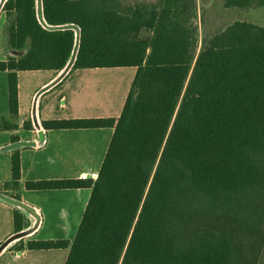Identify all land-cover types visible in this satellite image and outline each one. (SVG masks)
I'll use <instances>...</instances> for the list:
<instances>
[{"label":"trees","instance_id":"obj_1","mask_svg":"<svg viewBox=\"0 0 264 264\" xmlns=\"http://www.w3.org/2000/svg\"><path fill=\"white\" fill-rule=\"evenodd\" d=\"M227 8L264 0H223ZM6 0L10 114L19 70L136 67L119 117L43 120L48 129L114 127L98 176L28 181L92 189L65 264H259L264 248V24L199 37L197 0ZM75 25V28L58 26ZM4 124L7 120L4 117ZM27 129L32 128L25 121ZM20 153L12 155L18 186ZM16 233L25 216L14 211ZM1 245V244H0Z\"/></svg>","mask_w":264,"mask_h":264},{"label":"crops","instance_id":"obj_2","mask_svg":"<svg viewBox=\"0 0 264 264\" xmlns=\"http://www.w3.org/2000/svg\"><path fill=\"white\" fill-rule=\"evenodd\" d=\"M4 31L7 41L0 43L3 46L0 60L21 55L22 52L9 48L5 27ZM121 69L19 70L16 115L10 114L8 71H0V264H42V255L46 257L44 254L61 251H66L68 256L69 247L29 249L27 242L38 239L72 242L92 189H29L26 183L47 179H95L114 127L48 129L42 121L119 117L128 94L121 103H116L115 99L107 103L100 101V89L102 81L119 82L122 77L117 76L116 70ZM135 73L136 67L132 80ZM30 116L32 128L27 129L24 123ZM4 117L7 118L5 124ZM16 151L20 153L21 178L18 186L5 187L12 179V155ZM15 210L24 214L26 222L18 233L15 231Z\"/></svg>","mask_w":264,"mask_h":264},{"label":"rangeland","instance_id":"obj_3","mask_svg":"<svg viewBox=\"0 0 264 264\" xmlns=\"http://www.w3.org/2000/svg\"><path fill=\"white\" fill-rule=\"evenodd\" d=\"M6 0H0V43L2 41H7L5 29L9 28L10 19L3 9L4 2ZM124 3H138V2H156L158 0H122ZM198 4V19L197 23L199 25V37L206 33H212L216 30L224 28L230 23L235 21L243 20L256 24H264V6L253 7L248 9L242 8H227L224 6L223 0H197ZM37 6L39 7V0H37ZM77 34L79 35V29H77ZM77 46V45H76ZM3 46L0 44V50ZM75 50V49H74ZM72 58V57H71ZM71 60V59H70ZM70 62H68L69 64ZM67 64V65H68ZM67 68V66L65 67ZM122 68L117 73V76L122 77L120 81H113L112 83L101 82L100 89V101L110 102V100L115 99L116 103H121L124 99L125 94H128L127 88L132 83V73L135 67L127 66ZM71 70V69H70ZM121 82V83H120ZM120 83V84H119ZM127 97V95H126ZM29 121L32 122V117L30 116ZM41 256L42 264H64L67 253L66 251L56 252L54 254H44ZM259 264H264V248L259 260Z\"/></svg>","mask_w":264,"mask_h":264},{"label":"water","instance_id":"obj_4","mask_svg":"<svg viewBox=\"0 0 264 264\" xmlns=\"http://www.w3.org/2000/svg\"><path fill=\"white\" fill-rule=\"evenodd\" d=\"M38 15H39V19L43 20L42 0H39ZM66 27L75 28V29L77 28V26H75V25H68V26H62V27L58 26V28H66ZM78 46H79V44H77V46L75 47V50L73 51V54H72V58L69 61L70 63L67 65V68H65V71H70V69L72 68L74 61H75V58H76Z\"/></svg>","mask_w":264,"mask_h":264}]
</instances>
